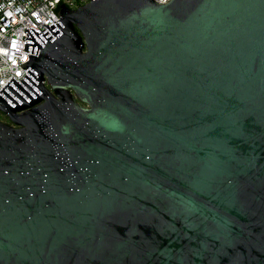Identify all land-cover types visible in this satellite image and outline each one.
<instances>
[{
	"label": "water",
	"instance_id": "water-1",
	"mask_svg": "<svg viewBox=\"0 0 264 264\" xmlns=\"http://www.w3.org/2000/svg\"><path fill=\"white\" fill-rule=\"evenodd\" d=\"M56 14L0 89V264H264V0Z\"/></svg>",
	"mask_w": 264,
	"mask_h": 264
},
{
	"label": "built area",
	"instance_id": "built-area-1",
	"mask_svg": "<svg viewBox=\"0 0 264 264\" xmlns=\"http://www.w3.org/2000/svg\"><path fill=\"white\" fill-rule=\"evenodd\" d=\"M93 0H0V89L13 77L21 80L26 71L18 64L29 59L23 50L24 30L28 27L42 31L59 19L60 3L76 8ZM165 4L170 0H154ZM66 5V6H67ZM43 24L45 26H43ZM45 82V81H44Z\"/></svg>",
	"mask_w": 264,
	"mask_h": 264
},
{
	"label": "trees",
	"instance_id": "trees-1",
	"mask_svg": "<svg viewBox=\"0 0 264 264\" xmlns=\"http://www.w3.org/2000/svg\"><path fill=\"white\" fill-rule=\"evenodd\" d=\"M65 5H67V4L65 3ZM67 6H68V5H67ZM78 6H80V5H78ZM78 6H77V7H78ZM58 7H59V6H58ZM0 121H6V122H8V119H7V117H6L4 114L2 115V114L0 113Z\"/></svg>",
	"mask_w": 264,
	"mask_h": 264
},
{
	"label": "rangeland",
	"instance_id": "rangeland-1",
	"mask_svg": "<svg viewBox=\"0 0 264 264\" xmlns=\"http://www.w3.org/2000/svg\"><path fill=\"white\" fill-rule=\"evenodd\" d=\"M2 115H3V113L2 112H0Z\"/></svg>",
	"mask_w": 264,
	"mask_h": 264
}]
</instances>
